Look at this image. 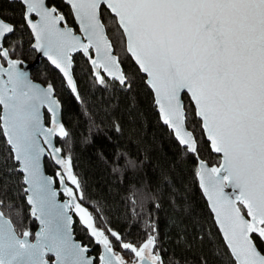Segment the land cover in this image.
I'll list each match as a JSON object with an SVG mask.
<instances>
[{
	"label": "snow or ice",
	"instance_id": "1",
	"mask_svg": "<svg viewBox=\"0 0 264 264\" xmlns=\"http://www.w3.org/2000/svg\"><path fill=\"white\" fill-rule=\"evenodd\" d=\"M20 2L35 40L32 47L60 70L77 97L73 53L87 58L95 83L108 87L114 81L126 89L132 85L121 53L134 58L147 74L163 123L196 159L195 175L231 264H264V0H66L80 34L66 26L54 3ZM16 31L0 17V134L7 146L0 165L23 174L31 214L43 227L35 242L29 230L18 233L3 210L16 209L0 199V264H94L88 246L73 239L69 210L103 246L98 264H130L114 251L113 239L132 254L131 264H180L162 255L150 224L135 244L96 226L81 203L85 196L71 156L61 155L53 143L69 135L59 119L60 102L51 84L33 83L21 68L23 61L13 58L20 46L12 39ZM42 109L50 114L48 126ZM193 118L210 149L220 154L218 166L199 158ZM45 155L59 166L57 177L68 197L63 204L56 201L55 181L41 169ZM9 160L13 167H7ZM126 165L137 166L132 160ZM5 187L0 185V191Z\"/></svg>",
	"mask_w": 264,
	"mask_h": 264
},
{
	"label": "trees",
	"instance_id": "2",
	"mask_svg": "<svg viewBox=\"0 0 264 264\" xmlns=\"http://www.w3.org/2000/svg\"><path fill=\"white\" fill-rule=\"evenodd\" d=\"M49 3H54L67 24L78 31L68 5L62 0H49ZM23 10L20 2L0 0V16L16 25L12 39L20 40L13 58L32 62L37 54L32 49L34 39L24 22ZM121 59L132 85L130 89L114 81H109L108 87L95 83L87 58L77 53L73 72L79 99L45 59L32 70V78L45 86L51 84L61 103V120L69 135L57 137L56 142L61 154L72 158L73 172L85 196L81 203L93 213L98 228L119 233L125 242L135 244L144 239L148 225H152L166 259L171 256L180 264H231L229 249L199 187L196 159L184 151L162 123L146 77L130 55L121 53ZM184 99L188 101L187 96ZM45 116L49 125L47 111ZM192 124L200 138L199 158L218 166L220 156L210 149L199 130L198 118H193ZM6 152L0 134V159L5 158ZM127 160L135 161L137 166L128 167ZM13 166L9 160L7 167ZM45 166L60 186L59 167L48 157ZM0 185L6 186L0 191V199L16 209L10 212L5 207V215L12 219L18 233L27 229L34 238L38 225L26 201L23 175L0 165ZM62 198L67 196L62 194ZM74 233L98 263L103 246L95 243L75 214ZM113 247L131 264L132 254L121 249L114 239Z\"/></svg>",
	"mask_w": 264,
	"mask_h": 264
},
{
	"label": "water",
	"instance_id": "3",
	"mask_svg": "<svg viewBox=\"0 0 264 264\" xmlns=\"http://www.w3.org/2000/svg\"><path fill=\"white\" fill-rule=\"evenodd\" d=\"M10 1H17V2H20V0H10ZM62 1H63L66 5H68L67 2H66V0H62ZM48 2H49V0H48ZM20 3H21V2H20ZM21 4H22V3H21ZM68 6L70 7V5H68ZM73 16H74V15H73ZM0 17H1V16H0ZM74 19H75V18H74ZM75 22H76V26H77V28H78V31H77L74 27L69 26L68 24H67L66 26L72 28L74 31L77 32V34H80V33H79V25H78V22H77L76 20H75ZM62 26H65V25L62 24ZM28 28H29V26H28ZM29 30H30V28H29ZM30 31H31V30H30ZM32 36H33V34H32ZM33 39H34V37H33ZM34 43H35V40H34L33 44H34ZM32 49H33V50L36 52V54H37L35 60L32 61V62H25V61H23L22 65H21L22 70L28 73L29 78L32 80V82L35 83V84H37V85H40V86H44V87H46V86L43 85L42 83H40V82H38V81H35V80L32 78V70H33L37 65H39V63H40V61H41L42 59H45L46 61L49 62V64H50V65H51L56 71H58V72L60 73V75L63 77V79H64V81H65V83H66V85H67V82H66V81H67V78L63 76V74L60 72V70L57 69V68L55 67V65H53V64L48 60V58H47L46 56L43 55V53L37 51L34 47H32ZM76 54H77V53H73V57H72L73 67H74V56H75ZM129 55H130V54H129ZM130 57H131V56H130ZM131 58H132V57H131ZM132 60H133L134 63L136 64L134 58H132ZM136 66L139 68V66H138L137 64H136ZM73 67H72V73H73V78H74V80H75L74 72H73ZM122 68H123V66H122ZM139 70H140V69H139ZM140 72L142 73V75H144V76L146 77V83H147V79H148L147 74H146V73H143L142 70H140ZM75 81H76V80H75ZM76 84H77V83H76ZM147 85H148V83H147ZM148 86H149V88L151 89L150 85H148ZM67 87L69 88L70 92H71L76 98L79 99V97H77L76 93H73V92L71 91L70 86L67 85ZM77 91H78V87H77ZM151 91H152V93H153V90H152V89H151ZM78 93H79V92H78ZM153 95H154V93H153ZM54 96H55V98L58 100V98H57V96H56V93H55V90H54ZM154 105H155V107H156V109H157V112L159 113V109H158V106L155 104V101H154ZM1 108H2V106H1ZM45 112H46V110H45V109H42V115H43V119H44V121H45V125L48 126L47 121H46ZM61 115H62V107H61V103H60L59 119H60V121L62 122V120H61ZM159 116H160V114H159ZM160 119H161V116H160ZM161 121H162V119H161ZM162 123H163V121H162ZM163 124H164V123H163ZM164 125H165V124H164ZM165 126L170 130V128H169L167 125H165ZM170 131H171V130H170ZM205 138H206V136H205ZM56 139H57V137H55V138L53 139V143L55 144L56 147H58V146H57ZM175 139H176V138H175ZM176 140H177V139H176ZM206 140H207V139H206ZM207 142H208V141H207ZM208 143H209V142H208ZM182 147H183V146H182ZM212 152H213V151H212ZM213 153L216 154V155H219V156H220V154H217V153H215V152H213ZM61 155H62V154H61ZM47 157H48V156L45 155L44 157L41 158V169H42V171H43V173H44V175H45L46 177H51V178L55 181V182L52 184V188L58 193V194H57V197H56V201H57L58 204H63V203H65V202L68 200V197L65 198V199L62 198V194H64L63 186H62V185L57 186V183H56V179H55V177L47 172V170H46V166H45V160H46ZM209 165H210V164H209ZM210 166H211V165H210ZM58 167H59V166H58ZM21 174H22V173H21ZM22 175H23V174H22ZM197 180H198V183H199V179H198V177H197ZM26 187H27V186L25 185V188H26ZM199 187H200V184H199ZM200 189H201V191H202V193H203V196H204V198H205V200H206V202H207V204H208V206H209V209H210V211H211L210 202H209L208 199H207V195L203 192V189H202L201 187H200ZM226 191H227V192H231L230 189H226ZM27 195H28V193H26V201H27ZM27 204H28V202H27ZM28 206L30 207V211H31L32 206L29 205V204H28ZM211 213H212V211H211ZM68 214L72 217V220H73V223H72V225H71V232H72L73 239H74L76 242L83 244L80 240L77 239V237H76V235H75V233H74V213H73V211L69 210V213H68ZM31 215H32V214H31ZM212 215H213V217H214V213H212ZM5 216H6V215H5ZM6 217H7V216H6ZM32 218L36 221V223H37V225H38V228H37V230H36V232H35V233H37V232H39V231L41 230V228H42L43 226L40 224L39 220H38L36 217L32 216ZM214 221H215V220H214ZM13 225H14V224H13ZM216 225H217V224H216ZM217 227H218V225H217ZM218 229H219V227H218ZM219 231H220V230H219ZM220 233H221V235H222V237H223V234H222L221 231H220ZM30 239L32 240V242H35V235H34V238L30 237ZM223 239H224V238H223ZM224 242H225V240H224ZM225 244H226V242H225ZM102 253H103V247H102ZM102 253H101V254H102ZM87 255H89L90 257L94 258V264H98V263L96 262V258H95V256L90 255V251L87 253Z\"/></svg>",
	"mask_w": 264,
	"mask_h": 264
},
{
	"label": "rangeland",
	"instance_id": "4",
	"mask_svg": "<svg viewBox=\"0 0 264 264\" xmlns=\"http://www.w3.org/2000/svg\"><path fill=\"white\" fill-rule=\"evenodd\" d=\"M69 183H70V182H69ZM69 186H70V187H74V186L71 185V183L69 184ZM73 213H74V212H73ZM74 214H75V213H74ZM75 215H76V214H75Z\"/></svg>",
	"mask_w": 264,
	"mask_h": 264
},
{
	"label": "flooded vegetation",
	"instance_id": "5",
	"mask_svg": "<svg viewBox=\"0 0 264 264\" xmlns=\"http://www.w3.org/2000/svg\"><path fill=\"white\" fill-rule=\"evenodd\" d=\"M68 186H69V184H68ZM70 187V186H69ZM65 195V194H64ZM66 196V195H65Z\"/></svg>",
	"mask_w": 264,
	"mask_h": 264
}]
</instances>
